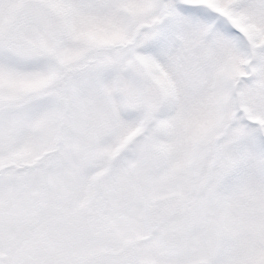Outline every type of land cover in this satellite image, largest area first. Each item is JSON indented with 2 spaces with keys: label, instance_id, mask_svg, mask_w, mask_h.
<instances>
[{
  "label": "snow or ice",
  "instance_id": "6c2138e0",
  "mask_svg": "<svg viewBox=\"0 0 264 264\" xmlns=\"http://www.w3.org/2000/svg\"><path fill=\"white\" fill-rule=\"evenodd\" d=\"M0 264H264V0H0Z\"/></svg>",
  "mask_w": 264,
  "mask_h": 264
}]
</instances>
